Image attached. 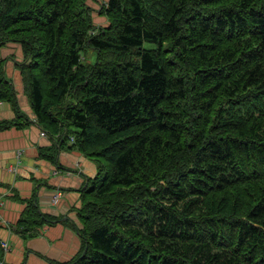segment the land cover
I'll list each match as a JSON object with an SVG mask.
<instances>
[{
	"label": "trees",
	"instance_id": "16d2710c",
	"mask_svg": "<svg viewBox=\"0 0 264 264\" xmlns=\"http://www.w3.org/2000/svg\"><path fill=\"white\" fill-rule=\"evenodd\" d=\"M88 1L0 0L37 126L96 164L67 264H264V0ZM0 101L29 123L1 61Z\"/></svg>",
	"mask_w": 264,
	"mask_h": 264
},
{
	"label": "crops",
	"instance_id": "0c3cea01",
	"mask_svg": "<svg viewBox=\"0 0 264 264\" xmlns=\"http://www.w3.org/2000/svg\"><path fill=\"white\" fill-rule=\"evenodd\" d=\"M22 56L19 44L0 48L2 68L14 85L22 113L29 119L22 128L0 130V239L8 243L3 264H67L83 252L82 239L73 223L78 220L83 190L97 168L79 151L59 148L54 140L40 136L16 64ZM13 117L10 104L0 101V120ZM54 149L56 162L46 158ZM52 190L60 194L54 202L50 200ZM34 194L40 211L52 222L40 226L35 236L27 237L10 225L28 210V200Z\"/></svg>",
	"mask_w": 264,
	"mask_h": 264
},
{
	"label": "rangeland",
	"instance_id": "374dc122",
	"mask_svg": "<svg viewBox=\"0 0 264 264\" xmlns=\"http://www.w3.org/2000/svg\"><path fill=\"white\" fill-rule=\"evenodd\" d=\"M102 1L103 0H98V2L97 3H95V2H91V1H88V3H89V5L92 7V9H93V11H92V15H93V21H94V23L96 24V25H104V24H106V20H105V18L104 17H102V16H99L98 14H97V9L99 8V5H100V3H102ZM146 46H148V44H146ZM29 102V101H28ZM29 105H30V103H29ZM88 161H90L89 159H88ZM91 162V161H90ZM96 165V164H95ZM61 221H64V220H61Z\"/></svg>",
	"mask_w": 264,
	"mask_h": 264
},
{
	"label": "built area",
	"instance_id": "2783aa9c",
	"mask_svg": "<svg viewBox=\"0 0 264 264\" xmlns=\"http://www.w3.org/2000/svg\"><path fill=\"white\" fill-rule=\"evenodd\" d=\"M40 135H41L42 137H45V138L47 137L46 132L43 131V130H41ZM68 173H71V172H68ZM59 195H60V194H59L57 191H53V190H52V191H51L50 200L54 202L56 199H58ZM0 204H1V201H0ZM2 247H3V249L6 251V250L8 249V243L5 242V241H3V242H2ZM3 262H4L3 258L0 259V264H3Z\"/></svg>",
	"mask_w": 264,
	"mask_h": 264
},
{
	"label": "clouds",
	"instance_id": "9594fccd",
	"mask_svg": "<svg viewBox=\"0 0 264 264\" xmlns=\"http://www.w3.org/2000/svg\"><path fill=\"white\" fill-rule=\"evenodd\" d=\"M14 44H16V43H14ZM10 104V103H9ZM10 106H11V104H10ZM33 112V111H32ZM34 113V112H33ZM26 115V114H25ZM34 116H35V114H34ZM26 117H27V115H26ZM28 118V117H27ZM29 120V119H28ZM27 120V121H28ZM36 120H37V118H36V116L33 118V122H35L36 123ZM29 122V121H28ZM37 125V124H36ZM39 127V126H38ZM40 129V128H39ZM40 132H41V129H40ZM41 136V135H40ZM45 138V137H44ZM46 138H49L48 137V135H47V137ZM50 139V138H49ZM51 140V139H50ZM73 140H74V138L72 137V138H70V139H68L67 141H66V145L65 146H68V145H70L72 142H73ZM55 141V140H54ZM59 147V146H58ZM60 148V147H59ZM93 163V162H92ZM52 188V187H51ZM38 196V195H37ZM0 201H1V198H0ZM36 202H37V205H38V197L36 198ZM2 203V202H1ZM3 242V241H2Z\"/></svg>",
	"mask_w": 264,
	"mask_h": 264
},
{
	"label": "bare ground",
	"instance_id": "6f19581e",
	"mask_svg": "<svg viewBox=\"0 0 264 264\" xmlns=\"http://www.w3.org/2000/svg\"><path fill=\"white\" fill-rule=\"evenodd\" d=\"M7 57V56H6Z\"/></svg>",
	"mask_w": 264,
	"mask_h": 264
}]
</instances>
